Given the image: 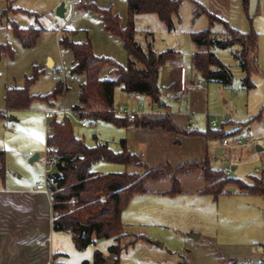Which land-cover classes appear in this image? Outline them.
Masks as SVG:
<instances>
[{"label": "rangeland", "instance_id": "1", "mask_svg": "<svg viewBox=\"0 0 264 264\" xmlns=\"http://www.w3.org/2000/svg\"><path fill=\"white\" fill-rule=\"evenodd\" d=\"M61 3L65 5L64 16L57 15V8ZM9 5L21 8L7 11L3 16V10ZM94 6L111 7L120 17L121 25L125 26L129 17L127 0H84L82 3H75L74 0H0V42L8 43L13 51L12 56L2 55L0 58V149L4 151V173L0 181L7 183L12 180L24 188L35 187L38 183L46 186L47 172L55 171L54 166L49 164L53 155L46 152L45 136L50 120L45 117V110L49 105L70 109L78 103L80 84L85 80L83 74L71 73L73 54L71 49L62 43L64 38L75 43L89 40L96 55L110 57L118 64L126 65L128 53L122 40L105 30L100 14ZM201 7L213 14L230 15L229 19L234 23L230 24L233 27L246 32L252 26L258 34L257 65L250 75L253 86L246 88L242 82L244 72L234 56L238 44L225 49L212 47L211 51L221 54L223 62L229 65L233 81L231 85L221 86L213 82L205 84L200 79L207 93L202 103L198 101V104L207 108L205 113L215 118L218 125L225 118L235 121H228L230 125L236 124L232 133L241 131V136H250L254 141L253 147H225L227 152L233 154L243 148L240 159L230 158L229 161L228 154L225 153L219 158V166L215 167L234 165L236 170L231 171L233 177L248 180L249 175H257L264 178V0H249L246 9L242 0H182L179 17L175 19L171 32L167 31L166 24L155 13L134 15L135 38L146 48L147 43L151 41L149 34L152 33V47L156 51L168 47L179 50L183 64L191 76L190 57L196 45L194 46L190 33L202 31L209 25L207 14L199 12ZM12 22L22 28H37L35 43L29 47L24 46L12 31ZM212 30L214 35H217L224 27L216 23ZM48 56L55 61L53 68L47 65ZM110 68L105 65L100 77L113 78L115 74L110 73ZM34 75L36 78L28 85V93L36 97L30 101L28 107L3 112L6 89L25 88L27 80ZM164 76L166 79L165 74ZM61 83L64 85L61 94L47 99L37 97L51 92ZM126 99L128 94L117 86L116 105L119 102L128 103V111L143 110V107L136 106L135 101L129 102ZM171 99L169 101L172 104L179 101ZM180 99L185 100L183 97ZM67 115L75 134L85 138L87 143L94 142V135L99 138L102 136L100 128L106 123L83 118L90 122V127L85 128L81 126L82 120L76 114L70 111ZM160 115L163 114L150 116ZM109 137L113 138L112 135H108ZM257 145L261 146L262 150H256ZM112 146L116 148L115 144ZM36 153L38 158L30 161ZM95 164L110 169L119 168L99 169L105 172L122 171L125 166L122 163L100 160L92 165V170ZM135 167L145 170L141 164L132 165L129 169L133 170ZM134 172L140 173L139 170ZM5 185L12 187L13 184ZM48 196L45 194L44 203L41 202L44 216H48L51 210ZM179 204L181 206L176 208L179 209L177 215L162 223L165 228L152 230L153 233L162 235L161 239L152 240L156 245L150 246L140 242L134 247H129L122 253L120 264H264V195L243 196L234 193L222 196L219 201L203 195L188 197ZM37 206H40L39 203ZM29 209L32 211L29 215L36 213L31 207ZM9 210L13 215L14 208L0 201V215L8 214ZM193 233H202V237L196 239ZM213 233H218L219 236L214 237ZM57 236L61 238V243L66 249V260L69 263L79 261L84 255L92 258L96 248L106 252L111 242L100 240L96 245L79 251L74 247L69 235L58 233ZM163 239L167 246L160 248Z\"/></svg>", "mask_w": 264, "mask_h": 264}, {"label": "trees", "instance_id": "2", "mask_svg": "<svg viewBox=\"0 0 264 264\" xmlns=\"http://www.w3.org/2000/svg\"><path fill=\"white\" fill-rule=\"evenodd\" d=\"M182 0H127L128 20L125 26L121 25L120 17L112 11L111 7L93 8L100 14L105 30L118 36L128 53L125 66L118 64L110 57L96 55L91 42H70L66 38L62 40L73 54V65L71 73L85 76L80 84L78 103L71 107V111L78 118H89L93 121H106L118 127H127L136 124L143 127H161L167 131L183 132L189 135H203L207 138L222 139L233 133L225 132L228 121L221 122L217 127L207 125L204 130L180 129L169 118L170 105L164 100V88L159 84L161 67L168 61L177 59L180 51L168 47L162 51H156L151 41L144 48L135 38V24L133 17L138 13H155L157 17L166 24L168 31L175 26V19L179 17V7ZM243 6L248 7L249 0H242ZM19 8L7 6L2 15L7 11ZM199 12L206 13L209 25L206 29L191 32L192 41L198 46L206 48L196 51L191 57L192 67L200 74L206 82H216L223 86L232 84L233 73L229 66L224 64L214 52L212 47L225 49L238 44L239 49L234 51V56L244 72L242 82L246 88L253 86L250 75L256 70V54L258 34L251 26L246 32H241L229 23L201 7ZM220 23L224 32L215 34L212 26ZM11 29L20 39L21 43L29 47L35 43L38 36L37 28H22L12 22ZM2 55H13L8 43L0 42V58ZM105 65H109L110 73L115 74L113 78H102L100 72ZM36 78L34 75L28 79L25 88H7L4 95V110L26 108L35 95L28 93V85ZM120 86L122 91L128 93H139L151 98L154 106L165 111L160 116L135 115L134 119L116 114L114 105L115 88ZM64 85L58 84L51 92L37 97L47 99L55 97L63 92ZM264 108H262L263 110ZM261 110V111H262ZM260 117L257 116V118ZM50 130L46 137L47 152L56 159L54 172L47 173V187L51 195L52 203V227L55 231H64L71 234L75 246L83 250L96 243L99 239L114 238L116 244L108 247L110 254L114 256L111 264H120L119 255L121 251L136 240L145 238L136 236L133 240L121 243L124 233L122 211L127 207L131 198L143 192V180L146 177H158L168 166L158 168H147L141 158L131 153L125 139L121 140V149L113 150L107 142L98 141L94 145H88L82 138L75 135L73 126L68 115L61 119L55 118L50 121ZM50 159V160H51ZM0 177L4 173V151L0 150ZM49 160V161H50ZM108 161L122 163L124 165H143V174L134 171L120 172H95L92 165L97 161ZM191 165H201L204 170L206 181L202 193L217 199L226 193L228 185H234L239 191L250 194L264 195L263 176L249 175L248 180L233 177L225 170L213 169L209 166L207 159L195 161ZM171 193L179 192L178 180L174 178ZM74 200V203L71 200ZM87 229L81 232V226ZM82 264H89L87 260ZM92 264H110L99 249H95Z\"/></svg>", "mask_w": 264, "mask_h": 264}, {"label": "crops", "instance_id": "3", "mask_svg": "<svg viewBox=\"0 0 264 264\" xmlns=\"http://www.w3.org/2000/svg\"><path fill=\"white\" fill-rule=\"evenodd\" d=\"M216 15L226 20L230 26L234 24L231 22V19H229L230 15ZM234 28L241 31L239 28ZM223 32L224 30L218 31L217 33L221 34ZM195 45L196 44L194 43V46ZM196 46L191 53V57L194 52L200 51V47ZM238 49L239 48H235V51ZM215 55L222 62L224 61V58L221 54L217 52ZM191 57V76H189V71L183 64V58L180 52V55L177 57V59L168 61L161 67L159 74V84L165 89L163 92L164 100L170 105V120L180 129L204 130L207 125V121L213 117H211L209 113H205V109L207 108H204L202 104H198V101L202 103V100L206 97L207 92L205 88L197 89L193 86L194 81H199L202 83L201 80L203 79L201 78L200 74L192 67ZM47 65L52 68L55 66V61L51 56H48ZM164 74L166 75V79ZM204 83L208 84L205 81ZM216 84L221 85L219 83ZM125 93L128 94V99L126 100L129 102L135 101L138 108L143 107V110L148 111L154 106L151 98L147 95L135 93V97L130 98V93ZM182 97L185 100H181L180 98ZM171 98L179 101L176 104H172L169 101L172 100ZM119 104H124L126 107L128 105V103L122 102H119L118 105ZM114 105L116 107L118 106L115 104V93ZM54 106L55 105H49L47 106V109ZM145 106L147 107L146 109ZM128 109L129 108H127V110ZM65 110H71V108ZM6 111L7 110H3V112ZM223 121L226 122L232 120L225 118L221 122ZM99 122L106 123L100 128L102 135L100 138L98 135H94V142L87 143L85 138L80 137L88 145H94L98 141L107 142L113 150L117 151L121 149V140L125 139L127 149L131 153L139 156L147 168H158L161 166L170 167L169 170H166L158 177H146L143 180V186L145 190L134 195L127 207L122 211L121 217L124 223L125 234L121 237V243L125 244L126 242L133 240L136 236H143L145 238L139 237V239L134 243L124 248L119 255V263L122 253L127 251L129 247H134L140 242L148 243L150 246L156 245L155 241L152 240H154V238L161 239L162 235L161 233H153L152 230L165 228L163 227L162 223L166 222L167 220H171L174 215H177L176 213L179 209L176 208L179 207V202L184 201L188 197H198L203 195L209 196L201 192L206 186L203 167L201 165H191L190 163L207 159L209 166L213 169L225 170L227 167H230L231 171H233L236 170V166L234 165L223 167L215 166H219V158L225 153L228 154L227 159H229V161L231 160L230 158L240 159L241 151L243 149L241 148L239 150L240 152L237 151L233 154L226 151L225 147L221 143V139L207 138L198 134L189 135L183 132L167 131L161 127H143L136 124H130L127 127H118L110 122ZM235 125L236 124L226 125L225 132L232 133V131L235 129ZM104 133L106 134L104 135ZM234 134L240 135L241 131ZM47 135L48 131L46 130L45 143ZM108 135H112L113 138H108ZM112 144H115L116 148H114ZM96 165L97 164H95L93 171L99 173L105 172L99 171V169L119 170L118 167H115V169H110V167L107 166L104 167L97 165L98 167H96ZM130 166L132 165H125L124 170H139L140 174L145 172V170H141V168L137 167H135L133 170H130ZM229 175H231V172ZM174 178L178 180L179 184V192L177 193L170 192L173 186ZM8 183L13 184L12 187H7L5 185ZM39 184L40 183L37 185ZM37 185L31 188H24L20 185V183L14 182L12 180L7 183L2 180L0 181V201L6 206L8 205L9 207H13L15 211L13 215L10 213V210L8 214L0 215V264H82V262L85 260H87L89 264H92L94 254L92 258L89 255H84L79 259V261L74 263H69L66 260L68 254L61 243V238L57 236L58 233H66L69 235L74 247L76 248L75 243L70 233L64 231H55L53 229L51 195L49 192L45 193L44 191L37 190ZM226 191V193L221 194L217 199H213L211 196L209 197H211L214 201H219L222 196L227 194L236 193L237 195L243 196L259 195L239 191L234 185H228ZM45 194L49 195L48 198L50 200L51 210L48 216H44L43 212L45 211L42 210L41 205V202L44 203ZM38 203L40 206H37ZM29 207H31L32 210H36V213L29 215V212L32 213ZM213 234L214 237L215 235L219 236L218 233ZM201 237L202 233H198V237L196 239ZM100 240L111 241L107 246L106 252L99 248L98 249L103 253L106 260H111L112 263L114 256L109 253L108 247L112 244H116L117 241H115L114 238H109L99 239L96 241V243ZM41 241L43 242L42 244L40 243ZM48 242L51 244H48ZM166 246L167 243L164 240L160 248Z\"/></svg>", "mask_w": 264, "mask_h": 264}, {"label": "built area", "instance_id": "4", "mask_svg": "<svg viewBox=\"0 0 264 264\" xmlns=\"http://www.w3.org/2000/svg\"><path fill=\"white\" fill-rule=\"evenodd\" d=\"M74 1H75V3H82L84 0H74ZM193 86H194V88H197V89H203L204 88V85L201 82H199V81H194ZM133 97H135V92L130 93V98H133ZM70 111L71 110L62 109V108H60V106H54V107L46 109L44 115H45V117L47 119L52 121L55 118H58V117L63 116V115H67L68 112H70ZM164 112L165 111H163V109H161V108H159L157 106H153V108H151V110H148V111L141 110L139 113L131 111V110L128 111L124 104H119L116 107V114L122 115V116H126L129 119H134L135 115H154L156 113L165 114ZM80 119L82 120L81 121V125L83 127H85V128L90 127V122L89 121L83 120V118H80ZM209 123L213 127L218 125V122H217V120L215 118L210 119ZM50 128H51V126H50V122H49L48 126H47V131H49ZM221 143L226 148H236V147H240V146L244 147L246 145H249L250 147L254 146V141H253V139L250 136H246L245 137V136H241V135L225 136L224 138L221 139ZM46 149H47V147H46ZM55 162H56V159L52 158L50 160L49 164L51 166H53L55 164ZM225 171H226L227 174H229L231 172V168L227 167L225 169ZM257 171H260V170L257 169ZM47 173H49V172H47ZM37 190L49 192L48 191V187L47 186H43L41 184L37 185ZM71 202L74 203V200L72 199ZM40 243L42 244L43 242L41 241Z\"/></svg>", "mask_w": 264, "mask_h": 264}, {"label": "water", "instance_id": "5", "mask_svg": "<svg viewBox=\"0 0 264 264\" xmlns=\"http://www.w3.org/2000/svg\"><path fill=\"white\" fill-rule=\"evenodd\" d=\"M64 12H65V5H64V3H61L59 6H58V8H57V15L58 16H64ZM262 148H261V146H256V150H261ZM38 158V154L36 153V154H34L31 158H30V161H32V160H35V159H37ZM55 176H59V173L58 172H54L53 173ZM81 232H83V231H85L86 229H87V226L86 225H82L81 226ZM195 238H197L198 237V234H192ZM107 261V263H111V260H106Z\"/></svg>", "mask_w": 264, "mask_h": 264}, {"label": "bare ground", "instance_id": "6", "mask_svg": "<svg viewBox=\"0 0 264 264\" xmlns=\"http://www.w3.org/2000/svg\"><path fill=\"white\" fill-rule=\"evenodd\" d=\"M50 63H51V61H50Z\"/></svg>", "mask_w": 264, "mask_h": 264}]
</instances>
